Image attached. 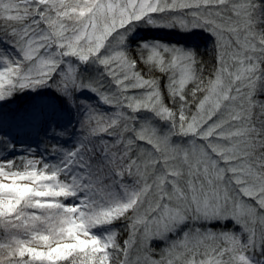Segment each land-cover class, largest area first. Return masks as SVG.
<instances>
[{
	"label": "snow or ice",
	"instance_id": "1",
	"mask_svg": "<svg viewBox=\"0 0 264 264\" xmlns=\"http://www.w3.org/2000/svg\"><path fill=\"white\" fill-rule=\"evenodd\" d=\"M0 264H264V0H0Z\"/></svg>",
	"mask_w": 264,
	"mask_h": 264
},
{
	"label": "trees",
	"instance_id": "2",
	"mask_svg": "<svg viewBox=\"0 0 264 264\" xmlns=\"http://www.w3.org/2000/svg\"><path fill=\"white\" fill-rule=\"evenodd\" d=\"M156 35H159L160 37H162L164 40H167V41L176 42V41L181 40V36L178 33H163L162 32V33H157ZM200 44L203 47V41L202 40L200 41ZM27 103H29V98H27V97L20 98L17 100V104L13 107V109L16 108L17 105H25Z\"/></svg>",
	"mask_w": 264,
	"mask_h": 264
},
{
	"label": "rangeland",
	"instance_id": "3",
	"mask_svg": "<svg viewBox=\"0 0 264 264\" xmlns=\"http://www.w3.org/2000/svg\"><path fill=\"white\" fill-rule=\"evenodd\" d=\"M37 103H40V101H38ZM15 105H12L11 107L13 108ZM5 111L7 112V111H9V109L8 108H5Z\"/></svg>",
	"mask_w": 264,
	"mask_h": 264
}]
</instances>
